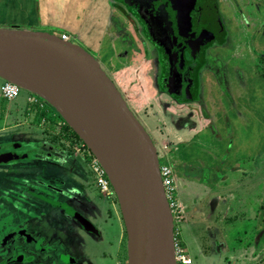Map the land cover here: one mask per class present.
I'll list each match as a JSON object with an SVG mask.
<instances>
[{"label":"rangeland","instance_id":"rangeland-1","mask_svg":"<svg viewBox=\"0 0 264 264\" xmlns=\"http://www.w3.org/2000/svg\"><path fill=\"white\" fill-rule=\"evenodd\" d=\"M48 1L53 12L48 19L50 27L41 25L39 17V24L20 25L21 29L48 30L60 36L62 28H54V24L63 25L66 19L76 25L93 19L95 21H90L89 26L99 25V29L105 34L101 39L99 38L102 42L100 44L94 42L95 51L86 45L84 47L99 58L102 67L117 84L132 111L150 132L158 149L161 164L170 165L175 169V173L178 172V177L184 178L182 184L185 187L181 188L180 185L181 197L189 207L188 217L193 224L188 228L183 226L187 216L185 217L186 212L182 209L178 214L180 206L178 196L175 194L177 208L174 207V213H176L178 239H181L179 235L182 228L186 227L181 234L186 240V245H189L193 239L188 234V229L202 234V242L208 243L205 237L209 232L203 227L205 218L191 210L193 202L196 198H200L199 191H201L200 194L203 193L208 201L212 197L220 196L221 207L226 199L231 202V215L226 221L228 225L226 245L232 247L238 243L242 245V242L245 245L258 243V246L263 248L264 9L260 0H219L226 27L227 43L216 45L215 52L222 54V58L227 63L225 79L220 84L215 75L206 73L204 106L188 104L180 107L170 97H162L154 91L152 80L155 75L150 74L151 61L145 56L146 53L150 56V52L145 50L131 24L124 18V13L104 9L108 1L112 6H116L114 0ZM5 82L6 80L0 78V127L6 126L8 129L0 131V143L6 138L13 139L17 136L20 140L26 138L24 142L21 141L24 145L20 144V146L22 149L33 151L30 160L35 164L31 171L22 169L23 165L27 166L24 159L0 165V201L9 202L5 211L0 208L1 220L9 218L8 223L12 222L11 226H23L28 237L33 239V249L38 250V259H41L40 254L43 255L42 250L68 249L70 254L75 255L84 264H118L116 250L124 222L116 196L113 200L116 201L117 212L113 210L115 208L112 205L113 201L102 196L98 191L92 172L89 171L85 182L81 177L73 179L65 176L63 169L60 171L57 165L54 166V164L61 166L67 163L64 162L67 160V152L58 147L62 145L64 139L63 130L54 132L49 126L44 127L46 129L44 133L49 135L48 139L51 143H58V146L42 140L36 142L35 135L31 136L28 133L31 128V125L28 126L30 122L25 124L19 120L23 118L21 116L27 109L31 93L21 89L17 99L7 100L1 92V86ZM46 105L51 113L56 115L55 120H63L49 103L46 102ZM52 116V114L48 115L49 122ZM15 118H18V122L11 123ZM40 120L37 118L33 126H41L38 124ZM41 121L45 125L46 121L43 119ZM38 133L41 138L43 132L39 129ZM28 138L30 140L27 142ZM48 147L50 153L47 151ZM15 153L19 154L17 151ZM47 163L50 170L45 166ZM41 166L44 167V173L49 178L40 173L43 169ZM187 166L190 167L187 169ZM187 171L191 175L185 177ZM203 178L207 182H203ZM18 181L19 186H17ZM47 181L54 190L47 192L43 189L42 185H46ZM194 182L206 187L200 186L198 189L193 185ZM32 188H38L37 194H48L53 201L69 203L78 214L94 224L99 233L98 231L86 233L84 225L74 219L75 215L72 211L66 212L72 219L65 216L66 207L62 209L55 204L46 205L37 200H33V203L29 202L30 205L24 204L25 200L19 201L20 196L27 195L20 191ZM93 199L97 202L94 205H97L100 213L97 211L96 214L89 215V210L92 208L90 201ZM205 202L200 199L199 205L204 206ZM210 226L213 231L219 227L215 222ZM249 229L250 236L245 232ZM235 230L242 232L244 236H240V233L236 235ZM98 234L102 239L97 237ZM254 234L257 237H253ZM218 236L222 238L219 234ZM124 238L122 244L126 258L121 264H128L127 234ZM251 238L253 241H248ZM206 249L209 258L199 256L195 260L196 264L217 263L218 254L213 245H208ZM194 252L198 254L196 249H191V254ZM262 255L264 261V251Z\"/></svg>","mask_w":264,"mask_h":264},{"label":"water","instance_id":"water-1","mask_svg":"<svg viewBox=\"0 0 264 264\" xmlns=\"http://www.w3.org/2000/svg\"><path fill=\"white\" fill-rule=\"evenodd\" d=\"M117 1L139 11L154 41H169L170 58L180 61L174 31L185 30L191 0ZM0 78L49 103L104 168L125 225L128 264H177L176 223L155 141L99 59L53 33L4 26ZM25 157L0 153V165Z\"/></svg>","mask_w":264,"mask_h":264},{"label":"crops","instance_id":"crops-1","mask_svg":"<svg viewBox=\"0 0 264 264\" xmlns=\"http://www.w3.org/2000/svg\"><path fill=\"white\" fill-rule=\"evenodd\" d=\"M108 1V0H107ZM49 1L48 0H0V25H2L1 27H10L14 26V28H21L22 26L20 25H32L33 23L39 24V17H40V22L41 25L48 27V19L50 18V16L53 15V12H51V8L49 7ZM105 4V3H103ZM104 9L106 11H110L112 12V10H116L115 6H112L111 3L108 1V5L106 4V6H104ZM90 21H95L93 19H89L87 20V22H85L84 24L81 25H76L73 24L71 20L66 19L65 23L62 25L60 23L54 24V28H62V34H68L70 36H73L72 38L74 40H72L71 42L74 41V43H77L79 45H82L83 47L86 45L88 48L92 49V50H96V48H93V46H95L96 44H94V42H99V44L102 42L100 41L101 37L105 36V34L101 31V29H99V25H95V26H89V22ZM87 24V25H86ZM50 27V26H49ZM37 31V30H34ZM43 31H47L50 32L48 30H43ZM53 33V32H50ZM99 34V36L97 35ZM100 38V39H99ZM85 46V47H86ZM99 59V58H98ZM100 61V60H99ZM2 87V86H1ZM31 95L29 96L28 100L29 103L27 104L28 106L26 107L27 109L24 111V114L21 116L23 118H20V122L27 124L28 122H30V124L28 125L30 128V131L28 132L29 135H35L34 140L36 142L40 141H46L50 144H56L58 146V143H51L49 138V135H46L44 133V131H46V129H44V127H48L51 128V130H53L55 132V130H63L65 128V124L62 121L59 120H55L56 119V115L54 113H51L52 111L49 109V107L46 105V102L43 103L42 105H37L34 104L30 101ZM52 114V119L49 122L48 120V115ZM37 118H40L41 120H45V125L42 123V121L40 120L38 122L39 125L41 126H33V123H35V120ZM26 121V122H23ZM18 122V118H15V120H13L11 123H16ZM37 123V122H36ZM6 125V124H5ZM43 125V126H42ZM35 127V128H34ZM3 129H8L6 126L5 127H0V131H2ZM36 129V130H35ZM41 130V138L40 135L38 133V130ZM32 131H34L32 133ZM52 131V132H53ZM23 137H25L23 135ZM64 137V136H63ZM7 139V138H6ZM13 139H18L19 141H25V139L20 140L19 136L14 137ZM30 139L28 138V140H26L27 142ZM62 145L60 144L58 147H60L61 149L64 150V152H67V160L64 162V165L59 166L58 164H54V166L57 165V168L61 171L63 169L64 171V175L69 177V178H73L75 179L76 177H81L83 181H87L88 179V174L89 171L92 172V174H94L91 163L94 160V156L92 155V153L89 150L83 149L80 147L81 141H75V142H71L68 139V136L65 135L63 141L61 142ZM47 151L50 153L49 147L47 148ZM25 163L27 164V166L22 167V169H25L27 171H31L34 166V162L32 160H27L25 161ZM49 164H45L46 168L48 170H50ZM43 167V166H41ZM190 166H187L186 168H189ZM45 168V169H46ZM40 171V170H39ZM41 172H44V167L43 169H41ZM188 177L189 175H191L188 171L185 172ZM193 173V172H191ZM44 175H46L45 173H43ZM95 176V174H94ZM46 177L49 178L48 175H46ZM175 178H176V183H177V196H178V202H179V206L182 210H185L186 214H185V221H184V225L188 228V226H190L191 223V218L188 217V212L189 211V207L187 206V204L184 202V200L181 197V188L182 186L185 187V185L182 184V180L184 178L178 177V172L176 171L175 173ZM96 180V179H95ZM23 181H26L25 179H23ZM203 182H207V180H205L203 178ZM47 183L49 184V182L47 181ZM32 183H30L31 185ZM181 185V188H180ZM195 187H197L199 189L200 186H202L200 183H195L193 184ZM27 186V185H26ZM204 187H206L205 185H203ZM202 186V187H203ZM219 186V185H218ZM97 187V185H96ZM83 188V186H81V189ZM98 188V187H97ZM31 189L27 190V193H29ZM84 189L81 190V192L83 193ZM98 191H100L98 189ZM25 193L26 191H20ZM62 191H60L61 193ZM201 193V191H199ZM198 192V193H199ZM101 193V191H100ZM199 193V197L200 198H196V200L193 202V206H191V210L192 212L198 213L200 215L203 216L204 219V228H206L209 232V234L207 233V236L205 237L206 239H208V243L206 242H202L203 238H202V234H200L197 231H192L190 229H188V234L191 235L193 237V239L191 240V242H189V245H186L185 242V238H183V236L181 234L184 233L186 227L182 228L180 235L181 239H179V243H181V246L184 248V250L186 252H188L189 256L192 258L193 260V264L195 263L196 258H198L199 256L201 258H209V256L207 255V246L212 244L213 248L215 250V252L218 254V260L217 263L215 264H264L263 261V255L262 252L264 251V247L260 248L258 246V243H256V245H245L242 242L235 244L232 247H229L228 245L225 244V238L227 236L226 234V226H228L226 224V221L229 219V215H231V202L229 199H226L223 202V206L221 207V198L220 196H216V197H212L209 201L208 198H204L203 193L200 194ZM26 194V193H25ZM102 194V193H101ZM102 196L106 197L105 195L102 194ZM20 200H25L24 204H29L33 203V200H37L39 202H41L42 204H50L44 201H40V199L38 200L37 198H33V196L30 195H24V196H20L19 197ZM109 198V197H106ZM111 201H113V210L117 209L116 201L113 200V198H109ZM201 200H204L205 205L200 206L199 202ZM79 200V199H77ZM88 200V199H87ZM85 200V203L86 201ZM115 202V203H114ZM4 201H0V208L2 211H5L6 209V205H8V203ZM52 204H55L59 207H61L62 209L64 207H68L71 208L74 212H76L74 210V208L69 204V203H65L64 201H53ZM61 204H63V206H61ZM90 204L92 205L91 210H89V215L91 214H96V212L98 211L100 213V210H98L97 205L95 206L94 204H97V202L95 201V199L90 201ZM30 205V204H29ZM17 207V206H15ZM64 211V210H63ZM117 212V211H116ZM32 213V212H31ZM77 213V212H76ZM64 214L66 217V211H64ZM78 214V213H77ZM79 216H77L79 219L83 218L85 221V225H84V231L87 232H97L98 229L94 226V224H92L91 222L87 221L83 216H81L80 214H78ZM233 216V215H232ZM69 218V217H68ZM72 219V218H69ZM123 220V219H122ZM198 220V219H196ZM76 221V220H75ZM217 223V225L219 227H216V230L213 231V229L211 228L210 224L211 223ZM81 223V222H80ZM221 225V226H220ZM12 228H15L16 226H11ZM10 227V228H11ZM23 226H17L16 228L20 230V232L22 231V233L28 234L26 232V230L24 228H22ZM204 228L202 230H204ZM256 228V226H255ZM205 229V231H206ZM248 229V228H246ZM249 230H245L246 234H249ZM203 232V231H202ZM99 233V231H98ZM234 233L237 235L240 233V231H234ZM218 234L220 236H222V238H219ZM256 234V233H255ZM253 235L256 236V235ZM190 236V237H191ZM240 236H244L243 233H240ZM97 237L102 239V236L100 234L97 235ZM124 237H126V229H125V225L122 226L121 230H120V234H119V246L116 250V258H117V262L118 264H121L124 262L125 257V251H124V247H123V240L125 239ZM252 237V238H253ZM257 237V236H256ZM180 238V237H179ZM250 239L248 241H253V239ZM123 239V240H122ZM258 241V240H257ZM191 249H196L197 253L194 252L191 254ZM195 255V256H194ZM199 264V263H197ZM204 264V263H201Z\"/></svg>","mask_w":264,"mask_h":264},{"label":"flooded vegetation","instance_id":"flooded-vegetation-1","mask_svg":"<svg viewBox=\"0 0 264 264\" xmlns=\"http://www.w3.org/2000/svg\"><path fill=\"white\" fill-rule=\"evenodd\" d=\"M114 1L116 2V11L124 13V18L131 24L143 47H145V50L147 49V52H150V56L147 53L145 56L149 57L151 61L152 69L150 74L152 76L155 75V78L152 80L154 91L161 94L162 97H170L178 107L188 104H199L204 106L203 92L205 74L210 73V75H215L217 82L222 84V80L225 79V68L228 67L227 63H225L222 58V54L215 52L217 51L215 46L219 44L225 45L227 40L225 36L223 40L220 38V31L217 29V26L214 25L208 13L206 8V5L210 7L208 0H191L193 5L191 4L189 8L190 12L187 16L188 19L184 20L185 30L176 29L174 31L176 33L178 31L180 35L179 42L177 43L178 47L175 49V51L180 52L181 55L178 63H176L175 59L170 58L172 52H169V41L163 42L161 39L157 40V42L154 41L150 32H148L145 21L146 18L144 19L139 11L130 10L117 0ZM181 1L182 0H178L179 3H181ZM215 1L225 33L226 27L221 14L222 6L219 0ZM260 2L264 9V0H260ZM181 8H184V3ZM226 35L228 37V33ZM170 46H172V44H170ZM188 90L191 94L190 98L187 97ZM170 92H173V94ZM17 143H19V145H17ZM20 144L24 145L18 139H6L3 143H0V153L10 151L15 153V151H17V153H19L18 155H26L24 160L27 161L31 159L33 151L22 149ZM17 148L20 150H17ZM40 173L44 175V172ZM17 183V186H19V181ZM38 183L39 182H36V184ZM17 186L15 187L17 188ZM42 187L47 192L54 190L47 182L46 185H42ZM37 189L32 188L29 193H27V191L25 193L27 195L31 194L33 197L44 202L53 203V200L49 198L48 194H37ZM61 206H63V204H61ZM65 210L66 212L68 211V213L72 211L73 215H75L74 219L84 224V219H79L77 217L79 215L71 208L66 207ZM4 220H7V222ZM4 220L0 218V264H84L80 262L75 255L70 254L68 249L61 251H54L53 249H49L48 251L42 250L43 255L40 254L41 259H38V250H34L32 247V245H34L32 244L33 239L28 237V234L20 232L16 227L12 228V222L8 223L9 218ZM36 246L39 247V245Z\"/></svg>","mask_w":264,"mask_h":264},{"label":"built area","instance_id":"built-area-1","mask_svg":"<svg viewBox=\"0 0 264 264\" xmlns=\"http://www.w3.org/2000/svg\"><path fill=\"white\" fill-rule=\"evenodd\" d=\"M60 37L64 41H68V42H71L73 40L72 37L68 34H62L60 35ZM20 91H21V87L19 85L13 82H9V81H6L4 85H2L1 87V92H2L3 97L11 101L19 97ZM30 101L37 105H42L43 103H45V101L41 97L33 93H31ZM80 147L83 149L89 150L84 143H81ZM91 166L95 174L96 185L98 189L106 197L113 198L115 196V193L113 191L111 183L107 177V174L104 168L101 166V164L98 162V160L95 157H94L93 162L91 163ZM161 174H162L164 187H165L168 199L170 201L171 208L174 213L175 212L174 207L175 209L177 208V197H176L177 183H176V178H175V169H173L170 165L161 164ZM180 213H181V208L178 210V214ZM174 218H175V223H176V213H174ZM177 236L178 235L176 234L177 264H193L192 258L187 254L184 248L180 245V243L177 240Z\"/></svg>","mask_w":264,"mask_h":264},{"label":"trees","instance_id":"trees-1","mask_svg":"<svg viewBox=\"0 0 264 264\" xmlns=\"http://www.w3.org/2000/svg\"><path fill=\"white\" fill-rule=\"evenodd\" d=\"M216 1L215 0H208V4L210 7H208L206 5V8L208 10V13L209 15L211 16L212 20H213V23L215 26H217V29L220 31V38L223 40L224 39V36H225V33H224V27L221 23V18L219 17L218 15V11H217V7H216ZM212 14V15H211ZM215 17H214V16ZM63 122H65L64 120H62ZM66 123V122H65ZM63 136L65 137V135L68 136V139L71 141V142H75V141H81L83 142L79 136L73 131V129L68 125V124H65V128L63 129ZM93 155V154H92ZM94 156V155H93ZM188 169V168H187ZM84 222V220H83ZM85 223V222H84ZM86 224V223H85ZM177 228H176V234H177ZM177 240L179 242V239H178V236H177ZM181 245V243H180Z\"/></svg>","mask_w":264,"mask_h":264}]
</instances>
